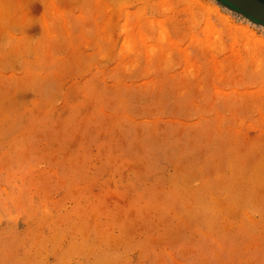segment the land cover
<instances>
[{
    "label": "rangeland",
    "instance_id": "obj_1",
    "mask_svg": "<svg viewBox=\"0 0 264 264\" xmlns=\"http://www.w3.org/2000/svg\"><path fill=\"white\" fill-rule=\"evenodd\" d=\"M0 264H264V20L0 0Z\"/></svg>",
    "mask_w": 264,
    "mask_h": 264
},
{
    "label": "water",
    "instance_id": "obj_2",
    "mask_svg": "<svg viewBox=\"0 0 264 264\" xmlns=\"http://www.w3.org/2000/svg\"><path fill=\"white\" fill-rule=\"evenodd\" d=\"M241 8L253 13L260 20H264V1L262 0H227Z\"/></svg>",
    "mask_w": 264,
    "mask_h": 264
},
{
    "label": "bare ground",
    "instance_id": "obj_3",
    "mask_svg": "<svg viewBox=\"0 0 264 264\" xmlns=\"http://www.w3.org/2000/svg\"><path fill=\"white\" fill-rule=\"evenodd\" d=\"M209 22V21H208Z\"/></svg>",
    "mask_w": 264,
    "mask_h": 264
}]
</instances>
